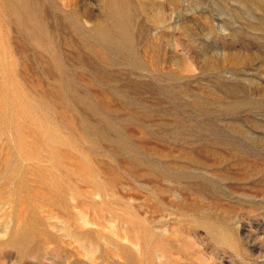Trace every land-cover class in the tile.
Segmentation results:
<instances>
[{"label":"rangeland","instance_id":"rangeland-1","mask_svg":"<svg viewBox=\"0 0 264 264\" xmlns=\"http://www.w3.org/2000/svg\"><path fill=\"white\" fill-rule=\"evenodd\" d=\"M0 264H264V0H0Z\"/></svg>","mask_w":264,"mask_h":264}]
</instances>
